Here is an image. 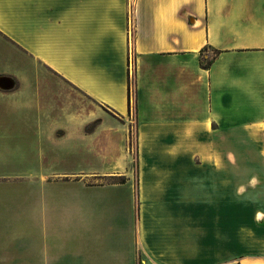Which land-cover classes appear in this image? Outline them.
Masks as SVG:
<instances>
[{
    "label": "crops",
    "instance_id": "0c3cea01",
    "mask_svg": "<svg viewBox=\"0 0 264 264\" xmlns=\"http://www.w3.org/2000/svg\"><path fill=\"white\" fill-rule=\"evenodd\" d=\"M0 37V264H264L233 202V147L264 136V0H0ZM38 64L96 106L42 105ZM73 135L110 166L42 169ZM74 182L96 194L75 217Z\"/></svg>",
    "mask_w": 264,
    "mask_h": 264
},
{
    "label": "rangeland",
    "instance_id": "374dc122",
    "mask_svg": "<svg viewBox=\"0 0 264 264\" xmlns=\"http://www.w3.org/2000/svg\"><path fill=\"white\" fill-rule=\"evenodd\" d=\"M0 44L6 46L7 41L0 37ZM3 51H0L2 54ZM208 56L213 55L212 50H207ZM35 72L38 71L41 77V87H42V105L45 106H72L74 107V112H78L77 107H87L89 111L92 110L96 104L84 94L72 89V95L61 94L53 90V83L45 82L44 79L46 75L51 72L43 65L38 64L35 68ZM80 113V111H79ZM52 114L48 111H42L41 122L42 124L49 121ZM77 115L74 114V118ZM131 124H134L132 120ZM94 123L88 124L84 128V132L92 131ZM88 138H82V136L68 137L72 143V152L70 154L69 146L62 148V151H49L48 156H44L42 153L41 166L42 169H67L73 172H88V171H99L105 167L110 166V156L106 160L101 159L97 155V148L93 147V144H86ZM133 127L130 136V146L133 147ZM236 143V141L234 142ZM238 145L233 147V171H234V186H233V202L234 205L241 206L242 210H234V219L236 216L240 218L241 214L243 217L246 215L249 219V229L254 235L257 231H264V222L259 224L257 222V214H261L260 210L257 209L258 205L264 206V178L259 179V173H264V163L258 162L259 156H264V136L263 140L261 136H255V138L241 139L237 141ZM69 144V142H66ZM44 151L47 147L43 146ZM49 149V148H48ZM65 151V153H64ZM60 153L62 156H60ZM264 175V174H263ZM260 175V176H263ZM243 176V177H242ZM89 198L96 197L94 192H86V190L81 188V185H77L74 182L72 188V198L74 206V217L77 214H81L82 202ZM74 228L76 225L74 224ZM74 236L79 235V233H73ZM139 264H156L149 257H147L143 252L139 253Z\"/></svg>",
    "mask_w": 264,
    "mask_h": 264
},
{
    "label": "water",
    "instance_id": "95a60500",
    "mask_svg": "<svg viewBox=\"0 0 264 264\" xmlns=\"http://www.w3.org/2000/svg\"><path fill=\"white\" fill-rule=\"evenodd\" d=\"M14 86V80L8 75H0V89L8 90Z\"/></svg>",
    "mask_w": 264,
    "mask_h": 264
},
{
    "label": "trees",
    "instance_id": "16d2710c",
    "mask_svg": "<svg viewBox=\"0 0 264 264\" xmlns=\"http://www.w3.org/2000/svg\"><path fill=\"white\" fill-rule=\"evenodd\" d=\"M207 47H208V46H205L204 49H207ZM218 52H219L218 50H214V53H213L212 57L209 58V59H207L206 61L202 62L201 65H202L203 67H205V68L209 67L210 64H211V62H212V60H213V58L215 57V55H216ZM96 122H97V121H94L93 123L95 124Z\"/></svg>",
    "mask_w": 264,
    "mask_h": 264
}]
</instances>
